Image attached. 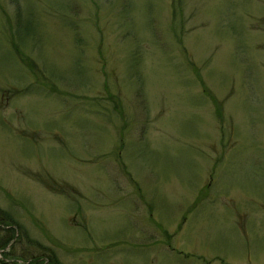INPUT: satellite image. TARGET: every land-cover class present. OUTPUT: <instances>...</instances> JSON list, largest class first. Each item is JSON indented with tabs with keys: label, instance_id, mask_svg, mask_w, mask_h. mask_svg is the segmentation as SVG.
Instances as JSON below:
<instances>
[{
	"label": "rangeland",
	"instance_id": "374dc122",
	"mask_svg": "<svg viewBox=\"0 0 264 264\" xmlns=\"http://www.w3.org/2000/svg\"><path fill=\"white\" fill-rule=\"evenodd\" d=\"M48 255L264 264V0H0V264Z\"/></svg>",
	"mask_w": 264,
	"mask_h": 264
},
{
	"label": "trees",
	"instance_id": "16d2710c",
	"mask_svg": "<svg viewBox=\"0 0 264 264\" xmlns=\"http://www.w3.org/2000/svg\"><path fill=\"white\" fill-rule=\"evenodd\" d=\"M20 14V11H19V9L15 6V10L13 11V16L12 17H14V18H17V16ZM8 20V19H7ZM7 29H10V30H12L13 28H12V26H10V28H9V26L7 25ZM16 33H18L17 31H15V32H11L10 34H8V36H9V39H10V42H11V47H9L10 48V50L15 54H23L19 49H18V45L19 44H23L24 43V39L23 40H21L20 41V39H18V37H17V34ZM17 40H19V41H17ZM24 55V54H23ZM24 57L25 58H27V56L26 55H24ZM23 56H20V59H21V62H23L24 64H25V66L28 68L29 67V69H31L32 68V66H34V64L32 63V62H28V61H25V58H24ZM22 60H24V61H22ZM26 62V63H25ZM193 68H194V70H196L195 69V67L193 66ZM201 85H202V83H201ZM202 91L204 92V95L206 96V97H208L209 98V100H211L212 101V104H213V106L215 107V112L217 113V114H219L218 112H217V107H216V101L217 100H215V98L213 97V95H211L209 92H208V90L204 87V85H202ZM49 184V183H48ZM51 186V187H50ZM50 188H54V186H53V184H50ZM48 257L51 259L50 260V263H53V262H55L54 264H58V262H56V260L55 259H53L52 258V255H48ZM30 264H36V263H34L33 261H32V263H30Z\"/></svg>",
	"mask_w": 264,
	"mask_h": 264
}]
</instances>
